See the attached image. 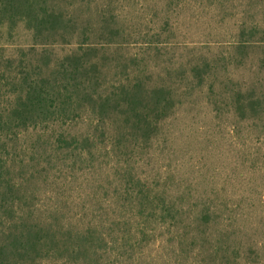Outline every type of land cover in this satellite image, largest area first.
Returning <instances> with one entry per match:
<instances>
[{
    "label": "trees",
    "instance_id": "16d2710c",
    "mask_svg": "<svg viewBox=\"0 0 264 264\" xmlns=\"http://www.w3.org/2000/svg\"><path fill=\"white\" fill-rule=\"evenodd\" d=\"M111 7L99 10L96 0H0L8 42L0 46V264H259L262 251L241 245L239 219L230 211L201 202L188 214L177 199L148 195L140 177L116 190L120 221L108 234L97 224L73 228L49 204L67 202L61 192L69 176L94 165L98 153L128 162L153 144L178 103L174 77L192 88L206 81L207 66L167 75L151 69L147 56L163 57L164 44L131 51ZM21 25L32 34L30 46L9 41ZM7 47L16 54L6 55ZM236 96L234 112L264 125V93L251 88ZM124 167L130 175L135 170ZM159 206L163 228L194 229L180 251L145 238L142 226L157 221ZM135 218L142 222L133 226Z\"/></svg>",
    "mask_w": 264,
    "mask_h": 264
},
{
    "label": "rangeland",
    "instance_id": "374dc122",
    "mask_svg": "<svg viewBox=\"0 0 264 264\" xmlns=\"http://www.w3.org/2000/svg\"><path fill=\"white\" fill-rule=\"evenodd\" d=\"M96 1L99 10L112 3L134 53H141L148 43L164 44L163 57L147 56V65L155 72L167 75L173 69L184 73L207 66V77L193 88L186 79L174 77L181 85L175 112L162 123L151 146L126 158L135 169L131 175L124 170L128 162L98 153L94 165L88 162L82 165L83 173L69 176L61 192L67 202L55 199L49 204L62 209L73 228L86 230L97 224L108 234L120 221L116 190L130 177H140L148 195L177 199L188 214L201 202L231 212L239 219L234 227L242 230L241 245L257 244L263 253L259 264H264V125L259 119L239 117L233 108L239 91L256 88L264 93V0ZM91 15L97 19L96 10ZM79 23L86 26L83 19ZM5 29L0 46L8 43ZM9 41L16 47L34 43L22 25ZM16 47H7L6 55L16 54ZM154 217L157 221L152 217L142 226L145 238L180 251L186 233L194 229L184 223L163 228L162 219L158 221L161 206ZM136 219L133 226L142 222ZM188 240L185 244H192ZM196 241L201 244L199 238Z\"/></svg>",
    "mask_w": 264,
    "mask_h": 264
}]
</instances>
